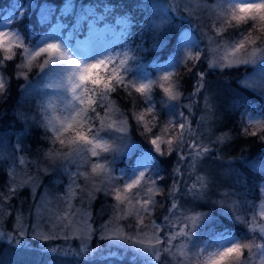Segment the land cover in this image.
<instances>
[{"label":"rangeland","instance_id":"1","mask_svg":"<svg viewBox=\"0 0 264 264\" xmlns=\"http://www.w3.org/2000/svg\"><path fill=\"white\" fill-rule=\"evenodd\" d=\"M258 2L260 0H142L141 4L143 5L145 18L143 28L146 35H144L145 40L134 47L128 46L125 41V35L130 24L128 18H107L103 13L94 10L93 7L77 6L70 2L59 12H55L49 7H38V28L26 35L18 26V22L28 19L31 15L29 8L31 2L27 1V6L8 8L0 12V31L6 30L17 33L22 38L23 45L30 51H35L50 42L58 43L62 51L70 56L72 61L82 65L108 57H111L113 65H116L127 54L128 59L122 74L125 81L133 80L136 82L156 81L168 72H173L176 75L181 67L193 65L200 59L206 60L209 64V60L214 55L208 50L207 36L209 35L213 36L216 41L218 51L215 55L218 57L223 56L225 46L231 49L236 43L248 36L251 38L250 42L239 51L230 52L229 55L234 59H247L248 62L233 64L232 66H251L249 74L242 80V83L257 91L264 99V32L260 31L258 20V17L264 14V8L255 7L248 10L256 18L255 22L247 21L239 25L233 24L225 30L226 32L233 28L234 33L225 35V32H223L217 35L213 31V28L222 23V17L218 15L219 12L226 13L230 7H234L238 3ZM181 22H187L188 27L180 32L174 51L163 62H157L154 58H150L149 51L154 52L161 49L167 42L168 35L181 29ZM85 24L88 25V36H86V33L81 39L80 29ZM254 48L260 51L252 56L251 53ZM186 50L199 53L200 59L195 63L184 62ZM15 52L16 55L11 60H3V54L0 52V79L5 82V88L3 92H0V100L6 97L11 79L17 81L18 84L21 83L18 100L13 111L20 128L14 130L9 136L0 137V168L7 173L6 182L0 189V205L4 208L11 201L17 205L28 201L31 202L32 206L24 212L15 214L12 227L9 229L12 232L11 236L0 229L2 240L13 245H19L21 242L26 243L25 245L27 243L38 245L65 257L84 258L89 255L91 258L96 253H105L106 255L118 257L123 264H179L181 258L164 252L163 248L168 246V236L173 232H178L181 227H186L191 235L177 237L172 243L173 245L187 244L186 251L191 264H199L204 256L226 248L238 240L241 243H252L253 245L244 250L245 264H264V242L261 240V237L264 236L260 234L259 227L256 231L249 230L254 219L257 225H264V214L261 213L260 209V204L264 202V183L260 185L261 198L248 217L249 225L245 233L239 237L229 233L211 235L202 233L199 227L207 219L206 213L200 209L187 207L186 202L197 198L203 192L200 181L196 180L197 176H202L199 170L202 155L194 156L193 153L197 150V146L201 145L199 134L204 129L194 124L190 114L184 113L181 105L177 103L178 100L169 101L156 86L153 87L150 100L131 94L133 98L132 115L134 112L151 106L157 121L154 132H159L160 126L168 121H172L175 125L182 124L185 120L188 121L189 128L192 130L185 132L183 140L177 142L178 149H174L172 152L176 154L178 159L172 167L169 166L172 180L168 188L166 189L160 181L161 176L153 166V161L158 156L166 158L172 153L167 155L158 154L154 151L153 146L148 143L150 150L143 151L134 163L127 168L121 163V159L138 144L136 141L133 142L130 134H128L129 125H127L128 131L126 133L105 129L99 133V137L120 149L119 152L110 151L100 157L101 161L108 162L113 181L108 186V190H105V185H101V190L95 193V198L91 201L87 198L86 193L80 191V188H75L76 195L72 197L71 208H69L66 194L73 179H76L80 187L89 189L92 183H99L102 179L101 177H93L92 182L88 183L83 177L78 178V171L87 170V165H80L78 156L61 157L54 154L50 157L46 155V153L61 147L58 144H53L52 134L46 126V118L55 126L54 116L64 118L69 116L74 109L81 107L80 101L73 98L67 84L69 75L74 71V64L67 59L61 60L58 57H53L41 68L38 67V63L44 59V57H41L37 64L32 65L30 70L28 68H17V65L22 64L24 60L23 48H17ZM10 61H14L15 64L12 71L8 72L6 64ZM225 67H220L217 64L210 67V69H212L213 74H218ZM20 71L25 72L27 77L19 76L17 73ZM176 84L178 88L177 81ZM155 91L160 94L159 97L155 95ZM203 99L206 102L205 97ZM109 101L114 109L112 119L117 123L121 119H127L122 112L117 110L111 100V94ZM70 104L73 105V108L69 107ZM189 110L193 111L192 108ZM88 111L90 114L86 115L81 123L69 129L67 135H73L78 130H90L94 133L95 129L99 127V121L96 117L102 116L107 108L103 104H99ZM133 119L137 129L140 130L139 132L144 133L143 127L135 120L134 115ZM246 121H250L251 125L255 121L264 122V113L251 112L248 114ZM245 125L244 129L249 132L252 131L250 124ZM193 132L194 138L190 139L189 135L191 136ZM259 133L264 139V131ZM145 134L143 138L149 142L152 134ZM190 142L195 144V148L187 147ZM76 147L81 155L87 153L88 145L86 143L78 144ZM181 156H183V159L180 158ZM21 159L25 161L23 165H21ZM41 168H46L47 171H41ZM253 168L260 174H264V160L256 162ZM176 169L180 171L177 172ZM24 170L30 176L38 177L35 194L32 193L30 185H26L14 194H10L9 188L15 182V175L17 183L27 179ZM140 171H144L146 178L156 181L157 187L160 189L159 194L154 196L157 203L150 206V215L145 219L146 224L151 225L154 223L160 228L158 235L163 241L160 246V259H156L151 252H144L141 245L134 240L115 237L105 238L102 235L103 226L109 221H111L109 227L113 230L123 229L130 237L136 235L138 229L135 227L134 216L123 220H111L116 202L110 191L112 187H119L131 180ZM195 182L196 187L192 188L191 185ZM236 184H238V176L236 177ZM173 185L177 187V191L170 193ZM9 195L10 199L5 203L3 197ZM45 195L46 198L42 204L44 220L39 224V228L43 232H53L51 235L54 238L48 240L39 238L33 228L38 224L37 206L41 204V197ZM98 196H107L111 203H108L109 206L107 207L104 205L101 209L92 210V203ZM58 197H65V199L58 200ZM237 197L238 192L234 193L229 201L225 199L227 201L223 208L228 217L235 220H238V215L236 216ZM173 200L176 201V207L169 211ZM222 205L223 201L221 199L218 205L219 208ZM0 210L2 211V209ZM66 213L67 217H65ZM197 213H200L201 216L194 227L191 224L180 225L177 223L173 225L170 223L174 218ZM17 214L22 216V223L26 225L23 229V235L19 234L20 229L16 228ZM57 217L63 219L58 221ZM165 217L168 219L166 220ZM87 224L92 225L93 232L91 239L86 241L85 247L81 249V241L78 236L86 231ZM62 225H67L66 228H63V232L68 234L67 239L63 234L55 236V233L60 232ZM0 227H6L4 222L0 224ZM254 234L259 236L260 240H257L253 236ZM171 251L175 252L176 249L172 248ZM232 264H241V261L238 259L233 260Z\"/></svg>","mask_w":264,"mask_h":264},{"label":"trees","instance_id":"2","mask_svg":"<svg viewBox=\"0 0 264 264\" xmlns=\"http://www.w3.org/2000/svg\"><path fill=\"white\" fill-rule=\"evenodd\" d=\"M27 1L31 2L29 5L31 15L28 19L18 23L21 30H26L28 26L34 31L38 28V7H49L59 12L70 2L77 6L93 7L107 18H128L130 20L129 32L125 37L128 46L134 47L145 40L142 0H0V8L5 11L15 6H27ZM181 26L186 27L188 23L181 22ZM179 31L168 35V40L161 49L154 52L149 51L151 57L164 61L174 51ZM230 33H234L233 28L226 31L225 35ZM14 64V61L7 62L6 70L12 71ZM250 70L251 66L239 65L225 67L218 74H213L208 62L200 59L193 65L181 67L175 75L178 90L181 93L177 103L181 105L185 114L192 116L195 125L204 129L200 131L201 145L197 146V149L200 151L207 149L201 156L199 166L205 187L197 198L192 199L194 202L192 200L186 202L184 197L183 199L187 207L200 209L206 213L207 219L202 222L199 229L208 235L227 231L226 233L240 236L241 233L246 232L249 225L248 217L261 196L260 185L264 183V174L255 171L253 165L264 160V139L261 133L253 136L243 131L245 124L251 125L250 121H246L249 113H264L263 97L242 83ZM18 87V82L11 79L6 97L0 100V137L9 136L14 130L20 128L13 115L19 96ZM155 95L160 96L157 91ZM111 100L117 110L126 116L130 138L133 142H138L135 148L121 159V163L129 167L143 150H149L150 145L143 138L146 134L139 132L140 130L136 127L132 115L133 98L127 90L117 88L111 93ZM187 105H191L193 111L187 109ZM3 129L5 134L2 133ZM223 134L227 135L221 141L218 138ZM189 138H194V132L191 136L189 135ZM177 159L175 153L166 158L156 157L155 167L166 189L172 180L169 166L172 167ZM237 176L238 184H236ZM6 178L7 173L0 168V189L4 186ZM236 192H238L237 198L240 199H236L238 204L236 216L241 217L240 220L228 217L223 210L227 201L225 199L229 201V198ZM221 199L223 205L219 208ZM23 203L17 205L13 201L9 202L4 207L5 211H9L7 216H3V210H0V219L6 225L0 229L8 234L12 233L9 229L12 227L15 214L24 212L32 206L31 202ZM108 203L110 204L111 201L107 196H98L91 207L92 210H98L104 205L109 206ZM253 236L260 240L256 234ZM261 240L264 242V237H261ZM0 264H118V261L107 257L105 253L93 256L88 261H82L76 257H65L49 252L38 245L9 244L0 236Z\"/></svg>","mask_w":264,"mask_h":264},{"label":"snow or ice","instance_id":"3","mask_svg":"<svg viewBox=\"0 0 264 264\" xmlns=\"http://www.w3.org/2000/svg\"><path fill=\"white\" fill-rule=\"evenodd\" d=\"M255 7L264 8V0H260L258 3H238L234 7L225 12H219L218 15L222 17V23L219 26L213 28V31L220 35L225 32V30L235 24L239 25L241 23L252 21L255 22V17L248 11ZM260 31L264 32V14L258 17ZM209 42V52L213 53L212 59L209 60V67H213L219 64L220 67L232 66L233 64L248 62L247 59H234L229 53L239 51L247 43L250 42V37L246 36L244 39L236 43L233 48L229 49L225 46L223 56H216L218 49L216 47V41L213 36H207ZM23 48V63L17 65V68H28L31 69L33 64H37L41 57H44L43 61L38 63V67H44L45 64L49 62L53 57H58L61 60H69L74 64V71L69 75L67 79V84L69 85V91L73 94L74 99L80 101L81 107L74 109L71 114L67 117L61 118L59 116H54L55 126L52 122L46 118V126L49 132L52 134L53 144H58L61 147L59 149H54L46 153L48 156H53L54 154L61 157L78 156L80 165H87V170L78 171V178L83 177L88 183L92 182L93 177H101L99 183H92L91 188L80 187L77 184L76 179H73L69 188L67 189L66 198L69 202V208H71V199L76 195L75 188H80L82 193H86L89 201L95 198V193L101 190V185H105V190H108V186L111 185L113 181V176L111 168L107 161H101L100 157L102 154L108 153L110 151L119 152L120 149L116 148L109 141L104 140L99 137V133L105 129H113L119 133H126L128 131V121L127 119H121L118 123L112 119V113L114 111L111 102L109 101V96L111 93L115 92L117 88H123L127 90L128 94H135L136 96L143 97L146 100L151 99V92L153 87L156 86L160 89L163 95L169 101H176L180 98L181 93L177 88L176 81L174 79L175 73L168 72L158 78V80H148L147 82H136L133 80L125 81V77L122 74V70L125 67L126 61L128 59L127 54L125 57L119 61L118 64L113 65L112 58L108 57L105 59L97 60L93 63H88L82 65L76 61H72L70 56H67L61 49L58 43H47L35 51H30L27 47L23 45L22 38L15 32L11 31H0V52L3 54V60H11L15 55V49ZM259 49H253L251 55L254 56ZM200 59L199 53H193L190 50H186L184 53V62L195 63ZM221 61H224L223 63ZM19 76L26 78L27 74L23 71L17 73ZM5 88V82L0 79V92H3ZM95 93V95H93ZM99 104H103L107 111L102 115L96 117L99 121V127L95 129L93 133L90 130H78L73 135H67L69 129H72L74 125L82 122V119L90 114L89 109L96 107ZM51 107V105H49ZM73 108V105H69ZM190 109L191 105H187ZM154 110L151 106L144 108L141 111L134 112L135 120L143 127L144 133H151L149 138V143L153 146L155 152L161 155L171 154L174 149H178L177 142L183 140L185 132L192 131L189 128L188 121L185 120L182 124H173L172 121H168L159 128V132H154L156 128V117L153 114ZM252 131H247L244 129L248 135H257L259 132L264 131V122L255 121L251 125ZM227 134H223L220 139L224 140ZM86 143L88 145L87 153L81 155L79 149L76 147L78 144ZM187 147L195 148V144L190 142ZM207 149L204 148L203 151L197 149L193 155L198 156L206 152ZM183 159V156L180 157ZM25 161L21 159V165ZM41 171H47L46 168H41ZM176 171H180L176 169ZM24 174L27 179L23 180L21 183L16 182V175L14 177V183L9 188V193L14 194L16 191L21 189L26 185H30L32 193L35 194L37 188L38 177L30 176L26 170ZM12 174L10 173V176ZM196 180L200 181V187L204 188V177L197 176ZM192 188L196 187V184L191 185ZM177 187L173 185L170 193H175ZM160 189L157 187L156 181L146 178L144 171L138 172L134 178L123 183L119 187H112L110 194L116 202L114 204V212L111 218L112 221L123 220L130 217H135V227L138 229L135 236H128L123 229L113 230L109 227V222L103 226L104 231L102 235L105 238L115 237L122 239H131L141 245V249L144 252H151L156 259H160L161 245L163 241L158 235L160 228L156 224L148 225L145 223L146 217L150 215V206H154L157 201L154 196L159 194ZM143 194V198H142ZM46 195L41 197V204L37 206L38 224L33 226L36 230V235L44 240L53 239L54 236L51 235L53 232H43L39 228V224L43 222L44 216L42 212V204L45 201ZM4 202L7 203L10 199L9 196L3 197ZM58 200L65 199V197H58ZM83 199V197H82ZM176 207V201L173 200L169 211ZM0 209L3 210V216L9 215V211L0 205ZM261 213L264 214V202L260 204ZM201 214L197 213L194 215H187L183 217H177L171 220V224H191L193 227L199 221ZM67 217V213L65 214ZM22 216L17 214L16 217V228L20 229L19 234H24V225L22 223ZM63 218L57 217L58 221ZM167 220L168 218L165 217ZM241 219V217H237ZM87 223V222H86ZM2 224V221H0ZM55 227V225H53ZM67 225H62L60 232L55 233L56 235L63 234L65 239L68 238V234L63 232V228ZM259 227V232L264 236V225H257L254 219L251 222L250 231H256ZM93 232V227L91 224H87L86 231L79 234L78 238L81 241L80 247L83 249L86 245V241L91 239V234ZM191 235L186 227H181L178 232H173L167 238V247L163 248L164 252H167L174 257H180L181 260L179 264H191L189 260L188 252L186 251L187 244L181 243L179 245H173L177 237H186ZM11 236V233H9ZM252 243H241L239 240L235 243L229 245L226 248L220 249L219 251L209 253L204 256L199 264H232L233 260H240L241 264H245L244 250L252 247ZM175 248L176 251L172 252L171 249Z\"/></svg>","mask_w":264,"mask_h":264},{"label":"bare ground","instance_id":"4","mask_svg":"<svg viewBox=\"0 0 264 264\" xmlns=\"http://www.w3.org/2000/svg\"><path fill=\"white\" fill-rule=\"evenodd\" d=\"M3 134H5V130L3 129V132H2ZM77 259H79V260H82V261H88L89 260V255H87L86 257H84V258H79V257H76Z\"/></svg>","mask_w":264,"mask_h":264}]
</instances>
